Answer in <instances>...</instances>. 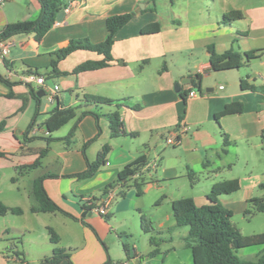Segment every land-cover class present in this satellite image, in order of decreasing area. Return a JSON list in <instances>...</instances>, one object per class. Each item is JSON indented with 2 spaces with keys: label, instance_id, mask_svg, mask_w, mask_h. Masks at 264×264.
Masks as SVG:
<instances>
[{
  "label": "crops",
  "instance_id": "0c3cea01",
  "mask_svg": "<svg viewBox=\"0 0 264 264\" xmlns=\"http://www.w3.org/2000/svg\"><path fill=\"white\" fill-rule=\"evenodd\" d=\"M64 2H72L71 9L63 7L40 40L34 33L10 37L13 46L6 63L0 66V72L11 82L0 79V123L5 121L0 131V151L8 153L0 157V166H12L21 177H31L29 195L33 180L46 175L43 184L49 196L77 218L59 211L33 212L34 197L32 202L20 204L9 195L0 196L5 204L23 209L21 214L0 215L4 238L0 264H54L43 259L51 256L57 245L69 253L57 264H103L109 259L115 264H152L153 254L159 252L152 253L151 244L148 256L137 249L132 256L121 236L132 234L131 228L118 217L127 212L140 222V210L146 213L148 209L145 196L149 192L155 197L148 213L155 227L151 236L157 243L183 241L190 250L187 259L193 260L185 241L189 226L176 225L173 200L190 196L198 205L207 204L208 194L215 187L233 179L240 181V189L222 194L220 200L234 215L246 213L251 198L264 196V54L252 60L244 58L239 68L217 70L209 51V46L218 53L234 48L243 56L247 51H264V0ZM40 10L39 0H0V33L9 23L35 19ZM230 10H241L244 17L223 23V14ZM127 12L134 16L115 34L111 65L73 73L79 64L103 58L95 51L78 49L59 62L60 70L68 74H50L55 51L74 38L104 41L108 17ZM152 22H159L161 30L143 34L142 28ZM34 71L44 77L43 84L26 79ZM187 77L191 79L178 90L177 83ZM243 79L255 88H243ZM55 87L58 90L51 99ZM192 90L197 92L195 96L189 95ZM86 94L118 102L96 103L86 99ZM60 103L75 108L77 115L53 132L57 138L48 142L45 137L51 134L44 122ZM115 110L120 111L125 131L119 136H112L107 116ZM84 111L89 112L81 116ZM75 124L70 142L60 139ZM169 135L178 141L168 144L165 139ZM106 143L111 146L106 163L88 178L74 176L87 168L88 161L96 160ZM141 156L148 158L142 195L130 186L126 196H121L125 200L116 202V188L108 218L83 207L88 198L96 203L103 200V190L117 181L126 165ZM36 161L40 163L23 172L18 170V166ZM17 179L12 176L13 182ZM10 191L13 194H8L16 195V191ZM162 196L164 199L157 203ZM163 207L167 212L160 214ZM10 214L20 217L19 225L12 223ZM49 227L58 233V244L51 241ZM42 228L48 231L46 241L38 235ZM13 235H19L21 246L11 240ZM169 251L162 264L167 260L184 264L177 263L176 255Z\"/></svg>",
  "mask_w": 264,
  "mask_h": 264
},
{
  "label": "trees",
  "instance_id": "16d2710c",
  "mask_svg": "<svg viewBox=\"0 0 264 264\" xmlns=\"http://www.w3.org/2000/svg\"><path fill=\"white\" fill-rule=\"evenodd\" d=\"M41 4V10L38 16L33 20H22L13 23H9L3 31L0 33L1 38H9L20 33H34L35 37L40 40L45 33L55 24L57 20V14L65 6L64 0H39ZM134 16V13L127 12L122 14H116L108 17L107 28L108 35L106 39L99 43L92 42L89 38H74L71 39L67 46L58 49L53 53V59L51 64L50 74L53 76H60L68 74V71H62L59 68V62L67 57L70 53L78 49H87L95 51L103 55L99 60H87L79 64L73 70V73H79L87 70L99 69L111 65L114 60L112 53V47L115 42L116 32L128 23ZM244 17V13L241 10H230L223 14V23H230L239 20ZM161 30V24L159 22H152L145 25L142 28L143 34H153ZM210 60L212 66L217 70H227L232 68H239L243 65L244 58L246 60H252L264 51H247L243 56L240 52L234 48H230L223 53H218L214 46H209ZM39 71H34V74L38 75ZM200 78L201 76L198 75ZM0 79L6 83L11 82L0 72ZM243 88H255V85L250 84L246 79L241 81ZM33 95L40 99L35 92ZM85 98L103 104H112L114 99L89 95L86 94ZM119 105V103H118ZM136 107H139L137 105ZM89 111H84L81 116L87 114ZM77 115V111L73 107H63L60 103L53 108L44 122L47 133L51 134L45 137L49 142L56 139L52 133L61 128L64 124L69 122ZM97 115V114H96ZM110 120L111 134L112 136H119L125 131L122 129V121L119 110H115L107 114ZM33 120L30 127L35 123ZM78 124H75L70 132L60 139L70 142L74 135ZM5 127V121L0 123V131ZM264 137V133H263ZM89 142L85 143V147ZM111 149L110 144L106 143L100 150L98 157L94 161H88L87 168L74 176L79 178H88L92 176L102 165L107 161L108 153ZM47 149L42 152V156L46 153ZM7 152L0 151V157H6ZM40 161L31 165L18 166V170L23 172L34 165L39 164ZM148 164V158L141 156L132 163L126 165L120 172L118 179L115 183L108 185L102 192V196H107L111 189L118 188L117 194L124 197L127 194L128 188L133 186L136 188L138 195H142L144 187L147 183L144 177L143 170ZM46 175L37 176L33 180L32 195L35 203L32 205L31 210L33 212H62L67 215L73 216L64 209H62L47 193L43 180ZM241 187L238 179L227 180L222 182L219 186L215 187L208 194V203L204 205H198L193 197H181L173 200L172 211L176 219L177 226H189V233L185 237L187 246L192 250L194 264H264V248L252 257L243 258L237 254V250L240 248L252 246V245H264V232L255 233L252 235H245L240 228L233 223L232 217L234 212L227 208L220 200L222 194L232 193L239 190ZM164 199L162 196L158 199L157 203H161ZM86 202L83 207L88 210H92L96 203ZM141 227L145 232L151 233L155 231V227L152 220L140 210ZM264 212V196L253 197L249 200V207L246 213H258ZM7 213L21 214L23 209L20 206H9L0 201V215H6ZM106 218L108 214L103 215ZM75 217V216H73ZM77 218V217H75ZM50 239L54 244H58L60 237L58 233L49 227ZM1 240V238H0ZM151 244L154 246L152 253L159 252L157 247V241L154 236H151ZM20 243V242H19ZM126 247V245H125ZM69 253L60 246L54 248L51 256L43 259V262H50L57 264L62 259L68 258ZM103 264H115L112 259L107 260Z\"/></svg>",
  "mask_w": 264,
  "mask_h": 264
},
{
  "label": "rangeland",
  "instance_id": "374dc122",
  "mask_svg": "<svg viewBox=\"0 0 264 264\" xmlns=\"http://www.w3.org/2000/svg\"><path fill=\"white\" fill-rule=\"evenodd\" d=\"M2 70L3 68L1 67L0 71ZM19 174L20 173L16 171L12 166L9 168L0 166V189H2L3 191V193L0 196H3L6 198V196L9 195L10 196L9 199L13 200V202H20V204H27L28 202L33 201L32 194L31 193L30 195L28 194L32 186L31 177L30 178L28 176L21 177ZM12 176L18 178L16 182L12 181ZM12 189L16 191V195H11L13 194V192L10 191ZM134 190L136 191V188H134ZM8 191L11 194H8ZM28 195L32 197L31 200L28 198ZM116 195H117L116 202L117 201L121 202L125 200L120 195L118 194ZM145 201H146V204L148 205L147 207L148 209L146 210L145 214L147 215V217H149L148 215V213H150L149 210L152 209V206L154 205V202H155V197L151 195V192H149V194H146ZM166 212H167L166 209L163 207V209H161L159 213L165 214ZM168 212H171L169 208H168ZM9 217L11 220L14 221L12 223L18 224V225L20 224L19 216H16V215L13 216L12 214H10ZM118 217L122 221H127L128 225L131 228L130 230L132 234L126 236L124 233H121L122 239L124 240L123 242H125L126 245L128 246L130 254L133 256L135 254V249H137L138 252L141 253L144 257L148 256V254L150 253L152 249V245L150 242L152 232L151 233L145 232L141 227V220L139 222L137 219H134L133 216L127 212L120 213ZM232 221L240 228L242 233L245 235H252L255 233L264 232V212L255 213L254 216L248 213L241 212V213L234 215L232 217ZM1 230L2 229H0V237L2 236ZM118 230L121 232L120 228H118ZM38 235L41 237L42 240L46 241L48 231L43 230L42 228V230L38 233ZM17 237H19V235L17 236L13 235L10 238L17 245L21 246ZM0 242H1L0 244L4 243V238L1 237ZM183 243H184L183 241H175L174 243H171L170 241L159 242L158 243L159 253L153 254L154 257H153L152 264H162V260L165 257V253L168 252L169 250L173 251L174 255H176L177 263L184 262L185 264V262L189 260L190 264H194L192 258L187 259V252L190 253V250L186 246H184ZM44 244H46V242H43V246ZM262 246L264 245H252V246L240 248L237 250V254L243 258H249V257H252L258 251L262 250L264 248ZM44 248H47V247H44ZM121 248L123 249L122 252L124 251V258H126L127 254L124 250L123 244L121 245ZM182 252L184 255L183 257L180 256ZM167 261L168 262H166V264H171L170 260H167Z\"/></svg>",
  "mask_w": 264,
  "mask_h": 264
},
{
  "label": "built area",
  "instance_id": "2783aa9c",
  "mask_svg": "<svg viewBox=\"0 0 264 264\" xmlns=\"http://www.w3.org/2000/svg\"><path fill=\"white\" fill-rule=\"evenodd\" d=\"M72 6V2L68 3L67 5L64 6V9L66 11H69L71 9ZM13 46V41L11 40V38H1L0 37V66H3L6 63V59L10 54L11 48ZM27 80H36L38 83L43 84L44 83V77L43 76H38L34 73L28 75L26 77ZM58 88L55 87V90L50 94L51 99H54L56 96V92H57ZM196 91L192 90L189 95L190 96H195L196 95ZM166 142L168 144H174L178 141V138L175 137L174 135H169L168 137H166ZM115 196V189H111L107 196H105V198L103 200H101L99 203H96V205L94 206L93 210L96 211L97 213L101 214V215H106L109 212V205H110V201L114 198ZM92 198H88L87 202H93Z\"/></svg>",
  "mask_w": 264,
  "mask_h": 264
},
{
  "label": "water",
  "instance_id": "95a60500",
  "mask_svg": "<svg viewBox=\"0 0 264 264\" xmlns=\"http://www.w3.org/2000/svg\"><path fill=\"white\" fill-rule=\"evenodd\" d=\"M190 79H191V77H187V79H183L181 82L177 83V85H176L177 89L180 90L182 84H184L185 81L190 80ZM83 215H86V213L84 212Z\"/></svg>",
  "mask_w": 264,
  "mask_h": 264
}]
</instances>
